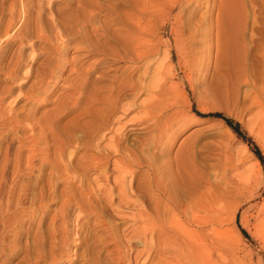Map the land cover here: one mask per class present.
Here are the masks:
<instances>
[{
  "label": "rangeland",
  "instance_id": "1",
  "mask_svg": "<svg viewBox=\"0 0 264 264\" xmlns=\"http://www.w3.org/2000/svg\"><path fill=\"white\" fill-rule=\"evenodd\" d=\"M181 1L0 0V264H165L161 231L148 240L145 225L161 222L154 187L161 189V172L167 179L163 161L182 147L212 193L223 191L226 217L232 201L246 197L243 187L263 177L236 218L223 223L225 245L211 255L215 264H264L251 218L264 201V138L248 101L263 82L264 0H242L246 77L231 80L217 46L222 0ZM118 91L127 109L105 124L104 99ZM147 99L159 120L141 129L129 119ZM122 124L120 145L141 162L134 181L124 180L128 206L113 184L120 156L111 153L108 169L95 162ZM230 187L242 190L229 195ZM178 198L183 205L188 195ZM138 206L155 220L140 217Z\"/></svg>",
  "mask_w": 264,
  "mask_h": 264
},
{
  "label": "bare ground",
  "instance_id": "2",
  "mask_svg": "<svg viewBox=\"0 0 264 264\" xmlns=\"http://www.w3.org/2000/svg\"><path fill=\"white\" fill-rule=\"evenodd\" d=\"M179 1L181 0H175V2ZM221 2L222 10L220 12L219 18L217 19L216 37L217 46L220 45L224 48L225 62L228 68V72L226 71L227 78L229 77V80H231V77H246V68L244 63L247 50L243 36L244 20L246 14L244 10L243 1L222 0ZM140 46H142V44ZM112 50L110 54L113 56V58L124 60L123 57H119ZM137 51H140V49ZM137 53L136 56H138ZM262 57V59L264 60V54L262 55ZM91 67H95V64H88V66L84 68V70H86V73H88L87 69ZM102 76H107L105 71L102 73ZM108 76L112 77L114 75ZM262 76L263 82L262 84L259 83L260 86L252 84V91L248 94V101L251 107L253 108V123L255 124V128L257 129V134H260L264 138V68ZM128 86L130 85H124V87ZM130 89L133 93H135L139 90V87L135 84H132L130 86ZM164 92L165 91L163 90L161 92V95ZM111 94L112 93H110V95ZM120 95L121 94L118 91L113 96H111V98H103L108 107V113L104 117L105 124L110 121H119V118H114L115 114L118 111H125L127 109V106L121 103ZM153 95L156 97L159 96L157 95V93H153ZM152 103H149L148 99L142 100L139 104L140 115L137 117L130 118V122L141 129H146L151 124L156 125L159 120V113H157V105ZM160 109L161 122L164 123L165 117L163 119L162 116L163 109ZM123 127L124 124L114 128L115 136L111 137L112 145L109 146L110 152L105 149L104 155L96 157L95 162L98 163L102 160L105 161L106 159L111 157V153L120 156V158H115L113 160L114 169L112 170H116V174L113 177V184L119 186L121 190V194L118 195V201H124L123 203L127 205L125 201L126 196L124 193V190L126 189V186L124 185V180L127 176H129L130 179L128 183L131 184V181H134L135 177H137V170L141 167V162L138 160L137 157L130 156V152H128V150L124 148L125 146L123 147L120 145L121 140L125 136L123 132ZM162 127L163 126H161V128ZM125 157L127 159L126 161L121 159H124ZM107 163L108 162L105 161V169H108ZM163 166L167 169V179H164L163 174L161 172V189L159 185H156L154 187L156 188V190L161 191V222L157 223L153 221L151 219L153 218L152 212L150 210H147L146 208L141 207V204L140 207L138 206V208L135 209L136 212L140 215V217H143L145 219L149 218L150 220H152L151 222H149L148 220L149 223L147 222L148 224L145 225L149 227V231L148 233L144 232V237H148L147 239L149 240L152 237V233L156 229L159 232L161 231V258L168 260L165 262V264H215L212 258L213 255H211V251L215 247L225 245V242H223L221 238V226L227 220H234L236 218V212L244 200H250L255 196L257 189L263 184V177L254 187H243L240 185L244 188L243 190L246 192L247 195L246 197H243L244 200H242V198L240 200L236 199L237 201H235V199H232L233 201L230 204L229 209L231 212V216H228V218L225 216V211L226 208L229 207V203L227 204V200H224V193L223 195L221 194L223 191L221 193L219 192L220 194L217 192V194L221 195L222 197H216L214 195L215 193H212L213 189L211 183L200 173L196 163L193 160V157L187 149H183V147L182 150L178 149L172 158H167L165 161H163ZM165 173L166 171L164 172V174ZM145 177L149 179V174H146ZM243 179H245V177L241 180ZM247 182L248 181H243V183L245 184H247ZM147 186L149 187L150 185L147 184ZM112 187L113 186L108 185L105 189L111 190ZM136 188L138 190L146 191L145 184H143V182H138ZM228 189L225 190V192L228 191ZM240 189L239 187H236L234 189L231 188L227 193H229V195L230 192L234 194ZM181 192H184L188 195V200L183 205L178 198ZM150 193L152 194L153 192ZM156 203L158 205L160 204L158 202ZM118 208L122 209L121 207ZM251 218L253 219V224L259 235L260 241L264 246V201L260 203ZM144 231H147V229L145 228ZM171 260H173V262H171Z\"/></svg>",
  "mask_w": 264,
  "mask_h": 264
},
{
  "label": "trees",
  "instance_id": "3",
  "mask_svg": "<svg viewBox=\"0 0 264 264\" xmlns=\"http://www.w3.org/2000/svg\"><path fill=\"white\" fill-rule=\"evenodd\" d=\"M214 114H216V115H220V116H223L221 113H219V112H216V113H214ZM223 118L225 119V121L233 128V129H235L238 133L240 132L239 131V124H238V122H234L231 118H229V117H226V116H223Z\"/></svg>",
  "mask_w": 264,
  "mask_h": 264
}]
</instances>
